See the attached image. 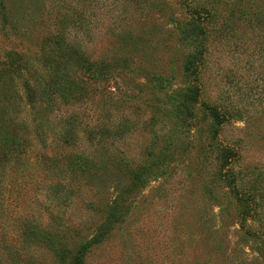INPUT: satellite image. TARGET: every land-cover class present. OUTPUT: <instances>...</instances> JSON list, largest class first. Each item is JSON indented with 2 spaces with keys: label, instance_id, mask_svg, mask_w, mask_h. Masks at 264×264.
<instances>
[{
  "label": "rangeland",
  "instance_id": "1",
  "mask_svg": "<svg viewBox=\"0 0 264 264\" xmlns=\"http://www.w3.org/2000/svg\"><path fill=\"white\" fill-rule=\"evenodd\" d=\"M11 2L4 0L13 24L0 23V60L20 52L40 84L48 74L34 58L43 38L60 30L87 60H124L126 67L95 80L70 69L72 94L56 96L49 113L29 112L21 80H14L19 96L4 113H22L27 146L21 155L0 148V264H56L48 250L22 242L23 223L56 229L74 248L127 184L126 165L140 167L161 151L165 174L137 194L124 222L88 250L83 264H264L253 251L257 240L238 231L240 207L218 179L205 112L194 105L186 127L166 114L149 81L156 74L174 90L185 86L190 48L176 26L188 23V8L214 9L198 102L224 112L217 141L236 150L237 186L259 218L247 224L263 230L264 0H22L13 12ZM74 152L90 156L95 168L80 176L68 171L64 160Z\"/></svg>",
  "mask_w": 264,
  "mask_h": 264
},
{
  "label": "trees",
  "instance_id": "2",
  "mask_svg": "<svg viewBox=\"0 0 264 264\" xmlns=\"http://www.w3.org/2000/svg\"><path fill=\"white\" fill-rule=\"evenodd\" d=\"M11 1V0H10ZM22 0L11 2V12L22 5ZM188 23L177 25L180 32V40L190 52L182 62V75L186 84L179 90L171 88L168 78L156 74L149 75L150 89L154 99L165 106L166 114L177 122L189 127L194 119L193 107L199 104L209 119L210 140L214 142V151L218 162L217 176L222 185L227 189L228 194L234 199L235 204L240 207L237 212L238 231L242 236L257 240L253 251L264 260V229H256L249 222L259 221L255 210L247 202L248 196L239 190L237 178L233 172L234 163L237 161V152L229 146L220 144L217 141L219 127L225 122L224 112L216 105H209L198 102L200 94L199 71L203 63L205 44L204 39L215 10H207L203 7L188 8ZM8 12L10 10L0 0V23L1 27H8ZM82 24V23H81ZM81 27V26H80ZM121 42L122 35L117 34ZM23 54L17 51H8L0 60V148L7 152H16L21 155L25 152L27 143L21 131L25 129L24 116L18 113L16 116L4 113L18 98L19 94L14 90V80H21L23 98L29 112L40 110L41 113H49L54 98L59 96L66 98L72 94L69 83V70L74 68L88 75L90 79L105 78L111 71L126 67L124 60L93 62L83 56L81 49L75 44L68 42L62 30L43 38L38 55L34 58L35 63L47 74L42 84L35 75V66L24 59ZM63 141L67 142V134L63 135ZM159 152L155 155L147 154L149 160L140 167L131 168L126 165L127 184L119 188L114 196L106 203L103 210V220L95 227L93 234L80 242L74 248H69L63 235L56 229H48L40 224L23 223L22 242L34 247H42L48 250L53 256L56 264H83V258L88 250L106 239L109 233L122 224L129 214L137 194L150 181H154L165 174L166 164H163V156ZM65 165L72 174L80 176L95 168L90 156L80 152L69 154ZM5 173H1L0 182V221L5 209L4 190ZM257 217V218H256ZM7 258L8 262H15L16 256ZM29 261V262H28ZM26 261L31 264V259ZM2 258L0 257V263Z\"/></svg>",
  "mask_w": 264,
  "mask_h": 264
}]
</instances>
